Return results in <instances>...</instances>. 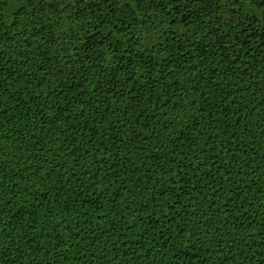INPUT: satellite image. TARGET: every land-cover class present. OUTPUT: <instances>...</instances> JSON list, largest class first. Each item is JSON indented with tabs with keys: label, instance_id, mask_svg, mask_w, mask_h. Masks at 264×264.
I'll use <instances>...</instances> for the list:
<instances>
[{
	"label": "trees",
	"instance_id": "1",
	"mask_svg": "<svg viewBox=\"0 0 264 264\" xmlns=\"http://www.w3.org/2000/svg\"><path fill=\"white\" fill-rule=\"evenodd\" d=\"M0 264H264V0H0Z\"/></svg>",
	"mask_w": 264,
	"mask_h": 264
}]
</instances>
